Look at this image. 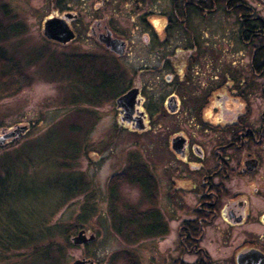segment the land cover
I'll return each instance as SVG.
<instances>
[{"label":"flooded vegetation","instance_id":"af4514ba","mask_svg":"<svg viewBox=\"0 0 264 264\" xmlns=\"http://www.w3.org/2000/svg\"><path fill=\"white\" fill-rule=\"evenodd\" d=\"M47 2L43 23L62 21L72 38L46 39L43 23L42 37L71 47L74 71L89 76V101L112 100L114 131L164 145V186L140 161L122 175L146 200H165L164 211L126 222L140 238L136 264H264V0ZM132 90L123 120L115 102Z\"/></svg>","mask_w":264,"mask_h":264},{"label":"rangeland","instance_id":"374dc122","mask_svg":"<svg viewBox=\"0 0 264 264\" xmlns=\"http://www.w3.org/2000/svg\"><path fill=\"white\" fill-rule=\"evenodd\" d=\"M47 1L0 0V52L6 60L0 67V136L27 127L0 145V185L8 187L0 198V230L19 220L29 233L0 264H44V253L51 264H70L84 254L95 264H136L140 238L136 225L126 222L164 211L165 200H146L122 175L135 174L140 168L130 166L140 161L164 186L163 142L161 147L154 136L114 131L112 100L89 101V76L83 66L80 74L74 71L71 47L42 37L43 19L53 10ZM180 213L175 210L172 226L175 258ZM80 229L95 236L84 248L70 243ZM145 238L144 245L168 246L161 238Z\"/></svg>","mask_w":264,"mask_h":264},{"label":"water","instance_id":"95a60500","mask_svg":"<svg viewBox=\"0 0 264 264\" xmlns=\"http://www.w3.org/2000/svg\"><path fill=\"white\" fill-rule=\"evenodd\" d=\"M43 35L46 39L60 42V43H68V41L72 38V34L67 26L60 20L51 19L43 23ZM135 97V90L127 92V94L119 97L115 104L117 108H122L124 113L123 120H129L128 116L132 112L133 101ZM138 129H141V126H135ZM27 130L26 126H16L14 129L9 130L8 132H3L0 136V145H2L5 140L14 139L20 137ZM178 144V143H177ZM177 145L176 148H178ZM84 230L77 231L76 235L70 239V243L74 246H82L91 242L95 239L94 235L86 236ZM70 264H93L92 261L89 260H75Z\"/></svg>","mask_w":264,"mask_h":264},{"label":"trees","instance_id":"16d2710c","mask_svg":"<svg viewBox=\"0 0 264 264\" xmlns=\"http://www.w3.org/2000/svg\"><path fill=\"white\" fill-rule=\"evenodd\" d=\"M4 62H6V60L4 59V55L0 52V67H2ZM7 189L8 187L1 183L0 198L6 195L5 191ZM18 221H13L9 224V228H3L0 230V259L2 260L12 258L13 255H11L10 253L11 249H13V247L24 245L26 242L25 235H29L28 231L25 230L20 221ZM42 257H44V259L46 260V264H51L52 262H54L52 260L50 262L47 261L50 258L46 255V253L42 254ZM2 263H4V261Z\"/></svg>","mask_w":264,"mask_h":264}]
</instances>
